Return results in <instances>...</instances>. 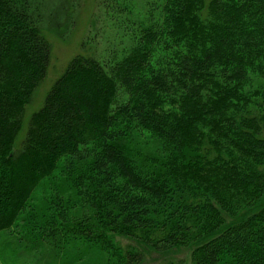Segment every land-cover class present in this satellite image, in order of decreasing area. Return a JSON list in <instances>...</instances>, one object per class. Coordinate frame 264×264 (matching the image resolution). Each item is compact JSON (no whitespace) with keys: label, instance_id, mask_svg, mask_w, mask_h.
Wrapping results in <instances>:
<instances>
[{"label":"trees","instance_id":"obj_1","mask_svg":"<svg viewBox=\"0 0 264 264\" xmlns=\"http://www.w3.org/2000/svg\"><path fill=\"white\" fill-rule=\"evenodd\" d=\"M97 1L24 130L48 0H0V249L264 264V0Z\"/></svg>","mask_w":264,"mask_h":264},{"label":"rangeland","instance_id":"obj_2","mask_svg":"<svg viewBox=\"0 0 264 264\" xmlns=\"http://www.w3.org/2000/svg\"><path fill=\"white\" fill-rule=\"evenodd\" d=\"M97 0H48L44 30L52 45V62L47 77L36 89L24 115V130L32 114L41 108L44 97L56 78L63 72L69 61L84 49V42L92 32V22L98 13ZM96 20V19H95ZM88 48V47H87ZM20 132L17 144L21 142ZM0 240H3L0 237ZM45 252L39 256L23 254L19 258L8 250L0 249V264H63L62 254L58 257ZM186 252L165 257L149 250L144 264H185Z\"/></svg>","mask_w":264,"mask_h":264}]
</instances>
